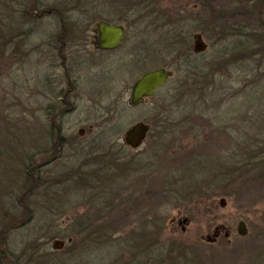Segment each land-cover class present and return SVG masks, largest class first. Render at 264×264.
<instances>
[{"label": "rangeland", "instance_id": "374dc122", "mask_svg": "<svg viewBox=\"0 0 264 264\" xmlns=\"http://www.w3.org/2000/svg\"><path fill=\"white\" fill-rule=\"evenodd\" d=\"M33 1L0 0V198L20 203L21 207L13 206L10 214L22 215L17 219L9 215L11 222L4 223L7 261L81 264L82 255V264H107L108 259L121 264L133 259L124 244L135 241L139 257L147 249L157 254L159 264H264V105L247 103V108L240 106L227 114L219 111L220 117L211 120L221 126L217 131L205 127L212 116L208 104L203 119L191 114L186 123L185 117L167 121V135L158 128L165 112L179 109L184 115V104L191 102L184 93L192 80L190 68L180 63L175 49L179 52L186 36L198 32L207 43L205 61L217 58L228 41H213L216 32L241 19H227L220 13L230 15L237 4L252 0H150L155 9L149 18L161 16L165 25L159 18L133 25L128 16L125 20L130 27L122 45L103 53L92 51L89 42L79 43L81 26L93 27L97 21L83 22L78 6L65 27L66 38L77 43H71L75 45L67 53L74 56L71 62L82 60L84 88L79 89L76 109L60 123L61 135L70 141L53 153L56 159L41 170L38 181H33L31 169L25 171V166L36 164V150L51 132L43 108L45 100L36 92L45 69L35 44L52 40L57 18L44 15L33 24L23 15ZM48 1L67 4L69 10L73 7L70 0ZM60 10L64 13L65 7ZM98 10L107 17L110 9L102 5ZM256 14L264 22V5ZM250 22L254 25L253 20ZM178 36H183L182 40H175ZM190 44L192 47L191 38ZM235 60L231 78L222 77L221 82H240L232 87L239 86V93L253 90L250 87L255 83H251L261 76L244 78L249 60L242 56ZM159 66L175 72L143 104L129 106L134 81L144 71ZM225 105L218 110L224 111ZM138 121L152 126L154 132H148L141 145L133 149L122 137ZM191 124L198 125V132L191 131ZM100 127L113 136L106 140L96 137ZM81 129L84 137L75 138ZM50 142L53 149L58 146ZM83 144L87 147L81 148ZM108 147L110 159L114 156L117 162L128 163L120 175L113 164L105 165L103 158L99 170V159L90 157L89 151L102 153ZM247 150L256 152L254 157L248 156ZM129 163H137L141 169L133 172ZM63 173L71 174L70 178L57 181ZM80 174L87 181L80 180ZM117 190L120 197L115 200L108 192ZM221 198L225 199L223 207L219 205ZM184 217L188 222L178 224ZM172 218L176 219L171 222ZM239 221L245 224L244 235L237 232ZM217 226L222 229L213 241H207L205 236ZM141 230L146 237L136 239ZM139 239L144 240V246ZM56 240L63 242L59 249L52 248ZM97 260L100 262L95 263Z\"/></svg>", "mask_w": 264, "mask_h": 264}, {"label": "trees", "instance_id": "16d2710c", "mask_svg": "<svg viewBox=\"0 0 264 264\" xmlns=\"http://www.w3.org/2000/svg\"><path fill=\"white\" fill-rule=\"evenodd\" d=\"M64 1L68 2V0H64ZM57 3L58 2H49L48 0L33 1L28 6H26L27 8L23 10V15L29 16L32 19L33 24L37 23L40 20V18L44 17V15H51L53 16V18H57V23L55 24V28L60 29V30L63 29L65 31L68 30V28L65 27L66 25L65 23H68L69 18L73 17L76 14L77 12L76 10L78 6L81 8L80 15L82 17L83 22L86 20L89 22V24H91L93 20L94 21L95 20L96 21L105 20V21H113V22L123 23V24L125 23V26H127L125 18L128 20L127 18L128 16L131 18L133 25L147 24L148 22L152 23L154 19H158V18L161 19L162 22L164 21L161 16H156V18H153L151 16V19L149 18L150 12L154 11L155 9L153 3H150V0H83V1L82 0H75V1L70 0V3H72L71 5L73 6L71 10H69L66 7L67 4H63V6H61V5H57ZM102 5H104V7L108 6L110 9V10H107L108 13L106 12L108 15L107 17H103V14L100 13L98 10L99 8L102 7ZM262 5H264V0H252L250 1V3L243 2L241 4H237V7L235 6L231 9L230 15H225L223 13H220L221 15H224L223 16L224 18H227V19H233L232 17H240L241 19L234 20L235 22L232 21L230 23V26H226V28H223L217 31L215 34L216 36L213 37L215 38L213 41L215 40L220 41L219 39H225L224 41H228L222 53L219 52L217 55V58H215L217 60L215 64H214L215 59L205 61L204 58L206 57H204V52L198 53V54L193 52L192 47L190 46L191 45L190 38L193 43L194 33L192 35L186 36V41L184 42V45H182L181 50H179V52H178V49H175L174 51L175 56H178L179 59L182 60L180 63L184 67L190 68V73H191L190 78H192V80H191L190 85H186V87L184 88V93L186 94L187 99L191 102H189V104H184V106L186 107V110H185L186 114L184 115L179 114L180 113L179 109H177L176 113L173 110H168L167 112H165L166 114L163 117L164 120L161 119L158 124L159 125L158 128L163 129V130H160L159 133H162L164 135L168 134L165 130L166 127L170 126L167 121H176V120L181 121L180 119L185 117L187 118L185 119V123H186L188 122V120L192 119V116L194 114L198 116V119H203L204 117L203 112L207 104L211 107L210 111L212 113V116L208 117L207 121H210V122L208 124L206 123L205 127L208 125L209 128L215 131L219 130L221 126L218 124V122L215 124L211 120H213V118L218 119L220 117L219 111L227 114V113L237 110V108L240 106H242L243 108H247V105H246L247 103H250L251 106H255L256 104L264 105V22L262 21L263 19L262 18L260 19V16L256 14L258 8H260V6ZM59 6L61 7L59 8ZM68 6H70V4H68ZM63 7H65V10H64L65 14L61 12L60 10ZM66 11H71V12L66 13ZM87 17L89 18L87 19ZM62 19L65 21H63ZM143 19L147 21V23H142ZM248 19L253 20L254 25H252L250 20ZM137 21H142V22L136 23ZM163 24L165 25V22H163ZM53 38L55 39V38H63V37L57 35L56 37H53ZM182 38L183 36H178V39H175V40L177 41L182 40ZM238 56H242L243 59L246 58L249 60V66L247 67V73L244 74L243 76L244 78L251 76V78L253 79L255 78V76L257 77L258 74L261 76L260 78H258L257 80L251 83V84L255 83L253 87H250V88H254L253 90L247 89L246 92L245 90H243L239 93V90H238L239 86H234V89L232 87L235 83L240 85V82L233 83L231 82V80H226V82L224 80L223 83L221 82L222 77L226 79L227 77L230 76L229 78H231V74L233 73L231 70L233 67L232 63L237 62L235 59ZM138 60L139 58L137 57L136 61ZM198 60H200V62ZM243 61L245 62L247 60H243ZM195 62H199V65L196 66ZM180 63L178 62L177 64L179 65ZM246 63L248 62H245L244 64ZM202 64H208V67H205ZM159 67L168 68L167 66H159ZM154 68H157V67H154ZM171 70H173V73L175 72L174 69H171ZM220 86H223L222 91L219 90ZM234 99H238V100H234ZM224 103H226L224 111L218 110L221 108V106ZM248 111L249 109H247L246 112ZM103 125L106 127L108 124L104 122ZM235 125H237V128H239L237 122ZM188 126L191 129V131L198 132V125L196 126L195 124H191ZM102 130L103 128L100 127L99 135L102 137V139L106 140V138H109L110 136V134H108L109 131L108 129H105L106 131L104 130L102 131ZM152 132H154L152 129V126H149V133H152ZM55 133L59 134L57 130ZM111 133H114V132H111ZM111 136L113 135L111 134ZM239 145L242 146V144L240 143ZM247 145L248 144L244 145L243 147L240 146V148L244 149L245 147H247ZM109 150H110L109 147L105 148L104 151H102V153L98 152L96 154H93L91 158L99 159L97 161L99 164V168H98L99 170H101L100 167L103 166V162H102V158H103V161H106L105 165L113 164L115 167V170L117 171V174L120 175L127 168L125 166L128 163L127 161L117 162V159H115L113 155H112L113 156L112 159H110V157L108 156L110 154ZM246 153L250 154L248 156L254 157L253 154L255 155L256 152L252 153L250 152V150L249 152L247 150ZM103 155L108 156V157L105 158ZM244 156L245 155L242 154V157ZM93 163H91L90 165L93 166ZM130 165H131L130 167L132 168L131 171L133 170V172L141 169L137 163H132ZM25 168H26L25 171H28V172H29V169H31L32 173L31 171L29 173L30 175L33 176V181H34V178H35V181L39 180V178L37 177L38 170H37L36 164H33V166L30 164L29 166H25ZM201 171H206V170H201ZM227 173H229V170H227ZM106 176L108 177V175ZM80 177H81L80 180L86 179V178H83L82 174H80ZM63 178H65L66 180V179H69L70 176H68L67 174H61L59 178H57V181L61 182L63 181ZM109 193H112L111 196L113 195L115 200L120 197V193L118 190L115 192L109 191L108 194ZM6 199L7 198H4V197L0 198V264H17L16 262L18 259H16V261H11V260L7 261V249L5 247L6 246L5 242L7 238L6 237L7 226H4V223L11 222L9 221L11 219H7L10 217L9 215L13 216L14 219L22 217L21 214L18 215L16 213V215H18L17 217L14 216L15 215L14 213L10 214L14 210L13 206L15 207V205H17L16 207L18 208V207H21V204L15 202L14 200H11V199L6 200ZM1 208L2 209L5 208V211H2ZM27 216L28 214L23 218L24 221L26 220ZM144 230H141L143 234L138 232L136 239L139 236L143 238L146 237L145 236L146 234H144ZM139 240L141 241V243L137 241L136 242L144 246L145 245L144 240L142 239H139ZM134 242L127 241L124 244V246L128 248L130 252V256H132L133 259L129 261H125L121 264H159L161 262L159 259H157V254L155 255L154 253H148L147 249H145V251L141 253L142 257H139L138 254L140 253V248H137ZM135 247L137 249H135ZM82 249L83 251H85L84 248ZM80 256L81 257L79 259L80 260L79 262L82 264L84 263L83 261H85V259H83L85 257H83L82 255ZM44 260L47 261V258H44ZM88 261L89 263L93 262V260L91 261V259H88ZM97 262H100V261L98 260L95 261V263ZM107 264H113V261L111 259H108ZM171 264H176V262L174 261Z\"/></svg>", "mask_w": 264, "mask_h": 264}, {"label": "flooded vegetation", "instance_id": "af4514ba", "mask_svg": "<svg viewBox=\"0 0 264 264\" xmlns=\"http://www.w3.org/2000/svg\"><path fill=\"white\" fill-rule=\"evenodd\" d=\"M123 27V38L121 43L116 49L113 50H100L95 47V42L97 40V32H95V26H81L82 39L79 40V43H88L91 47L92 51H98L100 53L103 52H112L117 50L123 43L125 39L127 30L130 26H125L123 23H118ZM32 31H35V28H32ZM68 33H66L63 29H56V33L53 37L57 35L62 36L63 38H51L52 40L45 41L43 44H35L36 51L38 50V57L41 59L40 61L44 63L42 68L45 70L43 73L45 76L38 81L37 85V95L42 97L45 100V105L43 106L46 112V118L48 121L49 131L51 132L49 135H46L48 140L46 139L45 143L39 144L36 158L38 159L36 162L37 167V177H40L41 170L51 164L56 159L57 154H53L55 151H60V146L63 142L70 141L66 139L64 135H61V131L63 130L61 120H63L64 116L76 109V99L79 94V89L84 88L82 86L83 81V64L82 60L78 61H70L72 57L70 53V48L77 44L76 42H71L70 38H66ZM75 43V44H71ZM86 43V45H87ZM69 44V45H68ZM54 45V46H53ZM68 45V46H67ZM41 46L46 47L42 50ZM67 47V48H66ZM86 47V46H85ZM193 50V46H192ZM66 53V54H65ZM198 54V53H197ZM68 60V61H67ZM73 60V59H72ZM59 132V134L53 135L52 133ZM84 137L83 130H79L78 134L75 138L82 139ZM96 137L102 138L100 135ZM54 141L57 143V147L53 149L50 141ZM45 145V147H44ZM43 147V148H40ZM83 147H87L83 144ZM91 156L98 152L89 151ZM40 156V158H39ZM90 156V157H91ZM85 163L80 166L84 167ZM66 174V173H63ZM70 176L71 174H67ZM176 218H172L174 221ZM178 223V221H177Z\"/></svg>", "mask_w": 264, "mask_h": 264}, {"label": "water", "instance_id": "95a60500", "mask_svg": "<svg viewBox=\"0 0 264 264\" xmlns=\"http://www.w3.org/2000/svg\"><path fill=\"white\" fill-rule=\"evenodd\" d=\"M95 32H97V40L95 47L100 50H113L116 49L123 38V27L120 24L99 20L95 23ZM207 48V43L204 41L200 33L193 35V52L201 53ZM173 71L165 67H157L143 72L132 84L128 103L132 107H136L151 97L154 92L162 86L171 76ZM149 131V125L145 122L138 121L127 128L123 134V142L130 148H138L143 140L146 138ZM225 199L219 200V205L223 207ZM172 222V220H171ZM187 218L178 220V224L187 223ZM183 229V228H182ZM222 227L217 226L214 228L211 235L207 234L205 239L209 242L213 241L218 235ZM237 232L239 235L246 233L245 224L239 221L237 224ZM225 236L228 232L225 231ZM63 242L56 240L52 244L53 249L61 248Z\"/></svg>", "mask_w": 264, "mask_h": 264}]
</instances>
